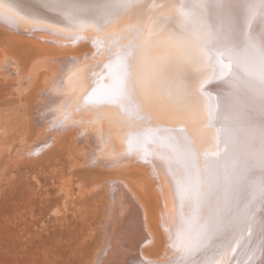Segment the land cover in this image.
Wrapping results in <instances>:
<instances>
[{"label":"bare ground","instance_id":"obj_1","mask_svg":"<svg viewBox=\"0 0 264 264\" xmlns=\"http://www.w3.org/2000/svg\"><path fill=\"white\" fill-rule=\"evenodd\" d=\"M193 3L198 7L192 11L180 9ZM0 28L49 51L18 57L0 49V81L8 88L2 101L6 108L0 110V125L7 126L1 140L17 143L18 153L12 150L17 155L71 137L84 166L111 174L104 184L110 215L95 264L107 263L105 253L114 241L123 250L122 264H182L183 249L194 245L211 222L221 225L214 251L193 259L227 257L245 237L251 252L245 256L238 245L242 254L232 255L235 264H264V164L259 155L264 113L257 103L245 118L247 97L235 84L236 66L231 73L221 72L205 50L216 46L226 52L233 43L253 42L258 49L264 0H135L116 15L104 9L103 0H79L75 10L58 8L56 0H0ZM122 52L130 53L131 97L98 102L100 90L114 82L109 66ZM222 59L228 63L230 57ZM207 110L214 111L216 122H206ZM38 123L48 127L31 140L28 133ZM213 130L221 133V154ZM169 137L180 139L183 149L175 150ZM146 176L156 201L140 188ZM229 205L233 214L243 206L254 222L250 237L260 233L254 243L248 232L236 233L244 227L241 220L223 226ZM114 211L117 215L111 216ZM128 235L134 236L133 248Z\"/></svg>","mask_w":264,"mask_h":264},{"label":"rangeland","instance_id":"obj_2","mask_svg":"<svg viewBox=\"0 0 264 264\" xmlns=\"http://www.w3.org/2000/svg\"><path fill=\"white\" fill-rule=\"evenodd\" d=\"M165 16L169 15L166 13ZM0 49L12 51L18 57L22 53L35 56L49 52L29 44L26 40H20L18 36L16 38L1 28ZM23 86L21 92L25 91L27 84L24 83ZM7 91L8 88L0 81L1 111L6 108L2 101ZM208 112L211 113L207 110L204 116L206 122L211 123L212 116ZM216 118L217 116L215 122ZM4 125H0V264H95V256L105 239L104 222L110 215L106 208L109 197L104 184L111 174L105 169L84 166L81 157L74 151L71 137L64 143L53 144L55 146L49 142L46 149H24L17 156L14 154V151L18 153L17 143L11 140L3 141L6 132L3 130H7ZM45 125L34 124L28 133L30 139L34 140L42 134ZM213 128L217 129L215 126H212ZM220 134L213 130L212 136L218 139L216 148L221 154ZM22 137H26L25 134ZM83 144L85 149H90L89 144ZM143 182L140 186L142 192L147 191L152 200L156 201L157 195L152 192L151 179L146 176ZM112 215H117V211ZM114 222L119 223L120 220ZM111 228L115 229L113 234L116 235L115 224L112 223ZM238 232L239 230L236 233ZM236 233L227 241L233 240ZM259 235L260 233L255 237L252 235V238L249 236L250 244L254 243ZM133 237L128 235L127 238L130 248H133ZM245 240L247 238L244 237L242 241H237L242 244H234L237 245L238 251L232 246L234 250L231 249L227 257L225 254V258L221 254V260L218 259L216 263H221L223 257L225 261L221 264H235L237 253L242 254L241 245L247 256L251 249ZM227 241L220 248H224ZM109 247L105 255L112 257H106L104 262L110 264L113 260L115 264H122L123 250L118 243L114 241ZM258 249L253 252V258L258 256Z\"/></svg>","mask_w":264,"mask_h":264},{"label":"snow or ice","instance_id":"obj_3","mask_svg":"<svg viewBox=\"0 0 264 264\" xmlns=\"http://www.w3.org/2000/svg\"><path fill=\"white\" fill-rule=\"evenodd\" d=\"M135 0H103L104 9L112 14L116 15L123 10H126L133 6ZM79 0H56V6L62 10H75ZM175 7V6H174ZM198 6L193 3L190 5H180L182 11H192ZM74 19H78L73 12ZM6 23H10L9 18H4ZM210 35H218L213 32ZM261 45L257 49L255 43H245L243 45L231 44L226 52L220 51L216 46L207 47L205 50L209 55L213 57L211 63L214 67H218L221 72L227 71L231 73L233 65L236 66V80L235 84L238 91L247 97L248 112L245 118L251 116V110L259 105V110L264 113V36L261 37ZM227 54L230 57L228 63L223 62V56ZM130 53L122 52L118 54L115 61V66H109L110 74L113 78V84L110 87L102 88L99 92L100 100H108L109 102H116L124 99H130V71L129 60ZM216 79L213 78L210 83H215ZM201 91H207L206 88H201ZM215 104L213 105V109ZM212 119H215V113H210ZM214 126V125H212ZM251 127V125H249ZM175 150L178 152L183 149V144L180 139L175 137H169ZM259 139L261 142L260 147V161L264 164V121L261 123L259 130ZM260 192L262 198H264V184L260 186ZM234 219H239L243 222L244 227L240 228V234L248 232L251 236L250 229L253 227L254 222L250 223L247 219V213L244 211L243 206H239L235 209L233 214L231 206H227V214L223 218V226L229 227L233 224ZM220 223L211 222L198 232L197 240L194 245H189L183 249L184 258L182 264H216L214 259L196 261L193 257L197 253H207L211 255L214 251L213 241L216 233L220 229ZM235 234V233H234ZM262 239H264V223L261 225Z\"/></svg>","mask_w":264,"mask_h":264}]
</instances>
